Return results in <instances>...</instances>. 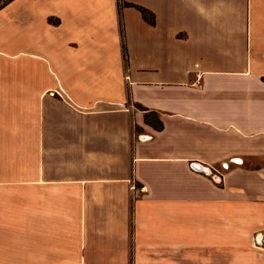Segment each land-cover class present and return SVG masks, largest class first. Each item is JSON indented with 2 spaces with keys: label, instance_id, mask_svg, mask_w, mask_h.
<instances>
[{
  "label": "crops",
  "instance_id": "1",
  "mask_svg": "<svg viewBox=\"0 0 264 264\" xmlns=\"http://www.w3.org/2000/svg\"><path fill=\"white\" fill-rule=\"evenodd\" d=\"M263 242L264 0L0 18V264H264Z\"/></svg>",
  "mask_w": 264,
  "mask_h": 264
},
{
  "label": "rangeland",
  "instance_id": "2",
  "mask_svg": "<svg viewBox=\"0 0 264 264\" xmlns=\"http://www.w3.org/2000/svg\"><path fill=\"white\" fill-rule=\"evenodd\" d=\"M31 0H20L17 1L15 4L10 6L4 14L0 16V18L4 19H16L19 17V14L24 13L27 10V6H30ZM264 243V242H263Z\"/></svg>",
  "mask_w": 264,
  "mask_h": 264
},
{
  "label": "trees",
  "instance_id": "3",
  "mask_svg": "<svg viewBox=\"0 0 264 264\" xmlns=\"http://www.w3.org/2000/svg\"><path fill=\"white\" fill-rule=\"evenodd\" d=\"M139 11H141L144 19L150 23V24H154V18L153 16L150 14L149 11L145 10L144 8H141V7H138V6H135Z\"/></svg>",
  "mask_w": 264,
  "mask_h": 264
},
{
  "label": "bare ground",
  "instance_id": "4",
  "mask_svg": "<svg viewBox=\"0 0 264 264\" xmlns=\"http://www.w3.org/2000/svg\"><path fill=\"white\" fill-rule=\"evenodd\" d=\"M259 239V238H258Z\"/></svg>",
  "mask_w": 264,
  "mask_h": 264
}]
</instances>
